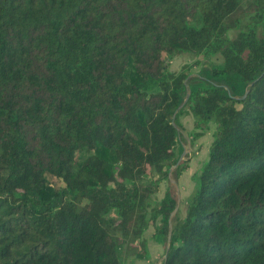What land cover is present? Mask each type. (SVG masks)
Returning <instances> with one entry per match:
<instances>
[{
  "label": "trees",
  "instance_id": "16d2710c",
  "mask_svg": "<svg viewBox=\"0 0 264 264\" xmlns=\"http://www.w3.org/2000/svg\"><path fill=\"white\" fill-rule=\"evenodd\" d=\"M150 227L159 264H264V0H0V264L144 261Z\"/></svg>",
  "mask_w": 264,
  "mask_h": 264
},
{
  "label": "rangeland",
  "instance_id": "374dc122",
  "mask_svg": "<svg viewBox=\"0 0 264 264\" xmlns=\"http://www.w3.org/2000/svg\"><path fill=\"white\" fill-rule=\"evenodd\" d=\"M196 59L188 56V55H180L172 59L170 63V70L171 71H178L183 65L190 64L194 62ZM212 62L214 63H219L220 59H211ZM208 64V63H205ZM193 73L196 74L199 71L198 67L193 68ZM179 122L183 126V130H181V143H182V149L177 151V155L181 157V161L189 158V163H188V169L186 170L188 178L183 180L181 183L180 181H175L173 176H172V169L169 174V182L164 181L162 184L163 186L160 188L159 191L156 194V199H161L162 196L165 194V192H173L176 195V209L173 214H171L170 219L173 220L174 216H176L179 213V207H180V200H184L186 197H189L193 190V180H192V175L198 171L199 167L201 164L204 162L207 154V148L208 144L210 142V134L205 135L200 142L195 141L193 145H191V142L188 138V133L192 130L191 129V123L188 121V116L187 115H182L179 118ZM214 124L212 123L211 129L214 131ZM189 143V145H188ZM184 152V153H183ZM180 161V162H181ZM181 214L179 213V216ZM153 232L152 227H150L146 234L145 238V244H146V250H147V257L146 260L151 261V263H154L155 261L159 264L161 259L163 258V253L157 251L156 249L152 248L153 246L155 247L156 243L158 246V249H160V243L157 241V238L155 236L152 237L150 236L151 233ZM134 251L131 253H128L124 251V256H122V261L123 264H149L144 261H137L134 260L133 256ZM134 261V262H133ZM156 264V263H155Z\"/></svg>",
  "mask_w": 264,
  "mask_h": 264
},
{
  "label": "crops",
  "instance_id": "0c3cea01",
  "mask_svg": "<svg viewBox=\"0 0 264 264\" xmlns=\"http://www.w3.org/2000/svg\"><path fill=\"white\" fill-rule=\"evenodd\" d=\"M188 121L191 123L190 125H191V129H192V119H191L190 116H188ZM202 138H203V137H202ZM202 138H200L199 140H197V142H200ZM188 145H189V143H188ZM186 172H187V171L183 172V174H182V175L179 177V179H178V181H180L181 183H183V182H182L183 180H185L186 178H188V176L186 175V174H187ZM185 173H186V174H185ZM194 174H195V173H194ZM194 174H193V175H194ZM193 175H192V178H193ZM192 180H193V179H192ZM194 185H195V181L193 180V187H194ZM162 186H163V184L160 185V188H161ZM162 197H163V196H162ZM186 198H187V197H186ZM186 198H185V199H186ZM185 199H184V200H185ZM184 200H182V199L180 200V207H179V208L181 209V212H182V213L184 212V211H183V209H184V205H185ZM146 232H147V231H146ZM146 232H145V233H146ZM152 235H153V232L151 233L150 236L152 237ZM144 237L146 238V234L144 235ZM154 244H155L156 246H155V247L153 246L152 248L156 249V250L159 251V252L162 251L161 253H163V245L160 244V245H159V246H160V249H158V247H157L158 245H157L156 243H154ZM146 262L150 263L151 261L146 260Z\"/></svg>",
  "mask_w": 264,
  "mask_h": 264
},
{
  "label": "water",
  "instance_id": "95a60500",
  "mask_svg": "<svg viewBox=\"0 0 264 264\" xmlns=\"http://www.w3.org/2000/svg\"><path fill=\"white\" fill-rule=\"evenodd\" d=\"M188 96H189V93L187 94L186 99L183 101V104H182L179 108H181V107L185 104V102H186ZM179 108H178V109H179ZM173 119H174V117H173ZM183 153H184V152H183ZM182 156H183V155H182ZM182 156L179 157V160H178V162L176 163V165H175L174 167H176V166L180 163ZM170 172H171V170L169 171V174H170ZM174 211H175V210H174ZM174 211H173V213H174ZM173 213H172V214H173ZM169 241H170V233L168 234L167 244L169 243Z\"/></svg>",
  "mask_w": 264,
  "mask_h": 264
}]
</instances>
